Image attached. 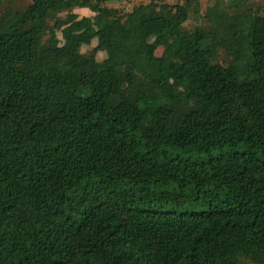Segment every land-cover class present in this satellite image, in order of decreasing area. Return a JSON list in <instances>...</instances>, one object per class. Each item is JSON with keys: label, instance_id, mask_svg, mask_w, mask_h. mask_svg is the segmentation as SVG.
I'll use <instances>...</instances> for the list:
<instances>
[{"label": "trees", "instance_id": "trees-1", "mask_svg": "<svg viewBox=\"0 0 264 264\" xmlns=\"http://www.w3.org/2000/svg\"><path fill=\"white\" fill-rule=\"evenodd\" d=\"M116 1L0 0V264H264V1Z\"/></svg>", "mask_w": 264, "mask_h": 264}, {"label": "rangeland", "instance_id": "rangeland-1", "mask_svg": "<svg viewBox=\"0 0 264 264\" xmlns=\"http://www.w3.org/2000/svg\"><path fill=\"white\" fill-rule=\"evenodd\" d=\"M9 1L11 0H6V3H8ZM32 0H16V2H18L20 5L22 6H27L31 3ZM150 0H126V1H123V2H119V1H116V2H111L110 3V6H113V7H116V8H119L121 10H125V11H129L131 10L134 6L136 5H139V4H142V3H149ZM177 1L179 0H169L170 3H176ZM204 2V4H206V1L207 0H202ZM264 0H257V2H263ZM227 2L233 6L234 5V2L233 0H227ZM76 12L80 15V16H89L91 15V11L88 10V9H77ZM255 13L257 15H260V16H263L264 15V6L260 5V6H256L255 7ZM195 25V22L193 23H189L188 24V27L191 28ZM126 26L129 27V25L126 23ZM59 37L61 39V45L62 46H67L69 48L73 47L74 46V42L72 41H66L63 39L62 37V34H59ZM92 50H95L96 52V55H95V58L94 60L90 61V62H85L84 65L87 66V67H90V68H93L97 65L98 62H100L101 60H103V58L105 57L106 53L101 51L100 50V45L98 43V41H94L93 42V45L91 47H88V48H84V51L85 52H89V51H92ZM115 56H116V61L117 62H120L123 60V56L118 53V52H115ZM222 64L224 65H227L228 64V61L226 62H222ZM170 154L174 157L176 156H181L183 158H185L186 156V153H184L183 151H171ZM190 159L192 160H195V159H204V156H196V155H193V156H190L189 157ZM241 264H254L252 262H249V261H243L241 262Z\"/></svg>", "mask_w": 264, "mask_h": 264}]
</instances>
